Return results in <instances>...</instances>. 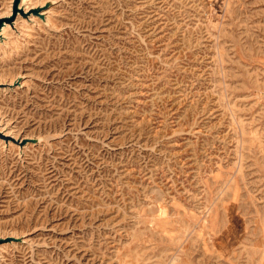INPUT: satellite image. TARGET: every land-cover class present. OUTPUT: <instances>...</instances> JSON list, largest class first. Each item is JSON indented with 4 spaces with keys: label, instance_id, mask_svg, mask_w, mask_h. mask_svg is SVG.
Listing matches in <instances>:
<instances>
[{
    "label": "rangeland",
    "instance_id": "obj_1",
    "mask_svg": "<svg viewBox=\"0 0 264 264\" xmlns=\"http://www.w3.org/2000/svg\"><path fill=\"white\" fill-rule=\"evenodd\" d=\"M15 1L0 264H264V0Z\"/></svg>",
    "mask_w": 264,
    "mask_h": 264
},
{
    "label": "bare ground",
    "instance_id": "obj_2",
    "mask_svg": "<svg viewBox=\"0 0 264 264\" xmlns=\"http://www.w3.org/2000/svg\"><path fill=\"white\" fill-rule=\"evenodd\" d=\"M29 1H31L30 3H29V5H27L26 7H25V10L27 11V10H29L30 8H32V7H34L35 6V4H36V2L34 1V0H22L21 2V4L22 5H26V3L27 2H29ZM12 2H13V0L11 1V5H9L8 7H7V9L6 10H4V11H2V12H0V17H4V16H10V14L11 13H13L12 12ZM44 2V1H43ZM42 2V3H43ZM44 4V3H43ZM42 5V4H41ZM18 9V8H17ZM48 11V10H47ZM44 12V11H43ZM42 12V13H43ZM48 13V12H47ZM50 14V13H49ZM38 16V15H37ZM47 17V16H46ZM48 19V18H47ZM51 20V19H50ZM52 21V20H51ZM9 22V21H8ZM53 22V21H52ZM11 23V22H10ZM51 23V22H50ZM52 25V24H51ZM8 28H9V25H6V26H4L3 28H2V31L0 32V36H4L5 35V33L7 32V30H8ZM5 39V38H4ZM13 40V39H12ZM15 42H16V40H15ZM0 44H1V42H0ZM6 44H7V42H6ZM1 46V45H0ZM9 50V49H8ZM13 51V50H12ZM6 52V51H5ZM1 56V55H0ZM12 81V80H11ZM10 81V82H11ZM8 84V83H7ZM0 134L2 135V131L0 130ZM2 137V136H1ZM1 140H2V138H0Z\"/></svg>",
    "mask_w": 264,
    "mask_h": 264
},
{
    "label": "water",
    "instance_id": "obj_3",
    "mask_svg": "<svg viewBox=\"0 0 264 264\" xmlns=\"http://www.w3.org/2000/svg\"><path fill=\"white\" fill-rule=\"evenodd\" d=\"M19 0H16L15 3H14V9L16 10L17 9V4H18ZM0 26H1V21H0Z\"/></svg>",
    "mask_w": 264,
    "mask_h": 264
}]
</instances>
